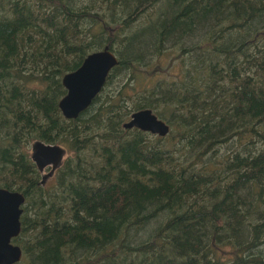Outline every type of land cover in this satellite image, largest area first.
Masks as SVG:
<instances>
[{"label":"trees","instance_id":"trees-1","mask_svg":"<svg viewBox=\"0 0 264 264\" xmlns=\"http://www.w3.org/2000/svg\"><path fill=\"white\" fill-rule=\"evenodd\" d=\"M144 109L166 137L124 128ZM36 143L72 154L52 185ZM0 188L26 199L17 264H264V0H0Z\"/></svg>","mask_w":264,"mask_h":264},{"label":"water","instance_id":"water-1","mask_svg":"<svg viewBox=\"0 0 264 264\" xmlns=\"http://www.w3.org/2000/svg\"><path fill=\"white\" fill-rule=\"evenodd\" d=\"M119 65L118 57L109 47L91 53L81 67L63 78L67 95L59 107L64 117L75 120L89 109L103 90L112 70ZM125 129H139L160 137L170 133V126L150 109L132 114L124 125ZM64 148L58 145L36 143L32 160L40 171L58 166L64 155ZM43 178L42 184L45 183ZM25 197L18 191L0 188V264H17L22 261V248L13 243L22 230L21 218L24 213Z\"/></svg>","mask_w":264,"mask_h":264},{"label":"rangeland","instance_id":"rangeland-1","mask_svg":"<svg viewBox=\"0 0 264 264\" xmlns=\"http://www.w3.org/2000/svg\"><path fill=\"white\" fill-rule=\"evenodd\" d=\"M34 145V144H33ZM29 153L30 155L32 156L33 153H34V146H30L29 147ZM72 154L67 152V150L65 149V152H64V155L62 157V160L60 162V164L58 166H51V167H48L46 168L44 171H42L41 173V177H46V180H45V185H52L55 183L54 181V177H55V173L57 171V169L65 162V160L71 156ZM25 206V205H24Z\"/></svg>","mask_w":264,"mask_h":264},{"label":"bare ground","instance_id":"bare-ground-1","mask_svg":"<svg viewBox=\"0 0 264 264\" xmlns=\"http://www.w3.org/2000/svg\"><path fill=\"white\" fill-rule=\"evenodd\" d=\"M102 92V91H101Z\"/></svg>","mask_w":264,"mask_h":264}]
</instances>
